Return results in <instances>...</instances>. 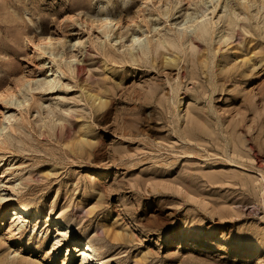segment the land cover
<instances>
[{
	"label": "rangeland",
	"instance_id": "rangeland-1",
	"mask_svg": "<svg viewBox=\"0 0 264 264\" xmlns=\"http://www.w3.org/2000/svg\"><path fill=\"white\" fill-rule=\"evenodd\" d=\"M202 5L0 0V264H264V0Z\"/></svg>",
	"mask_w": 264,
	"mask_h": 264
},
{
	"label": "bare ground",
	"instance_id": "bare-ground-1",
	"mask_svg": "<svg viewBox=\"0 0 264 264\" xmlns=\"http://www.w3.org/2000/svg\"><path fill=\"white\" fill-rule=\"evenodd\" d=\"M202 1H203V5L201 7L202 10L200 11V15H197V14L187 15L183 21H181L177 24L178 27H180L184 30V33H186V29L188 28V26H187L188 23L198 22L199 25L197 26V28L198 27L199 28H198L197 36L202 35L204 33V29H205L206 24L210 23L209 21H211V20H208L209 19L208 17L212 14L214 15V12L216 11L217 7L220 6V3H221V0H202ZM184 14H186V13H184ZM212 21L214 22V19H212ZM100 24H101L102 28L104 27V29H103L104 30V36L109 38L111 36V32L113 30L112 25H114V26L120 25V20L118 18L111 17V16L107 15V16H104L101 18ZM191 27H193V25ZM141 32L142 33L139 32L140 33L139 34L137 31H134L129 37H125L124 34H120V37L118 40H121L122 38H127L126 42L128 43V46L131 49L137 48L139 42L144 41L147 38L146 33L143 31H141ZM157 32H159V31L157 30ZM48 43H51V42H48ZM40 49L44 53L51 55L50 57H52L51 58L52 62L55 60L56 57H57V59L60 57L59 58L60 60H58V61H60V63L64 62L66 64L65 66L67 69L78 70L80 68L77 63H76L77 65L74 64L77 61L76 58L73 57L67 61V59L64 58L63 54H59L58 55L59 57H58L57 54H55V52L51 48V46L49 47V45L48 46L44 45V47H42ZM56 66H57L56 68H50L49 69V75L44 78L45 79L44 82L40 83L38 85V87L36 86V88H28L27 89L28 93H34V91L37 92V90L43 92V91H48V90H52V89L56 88V85L58 83L57 79L60 80L59 79L60 74H64V71L60 68L58 63ZM37 82L39 83V81H37ZM14 101H16V100H14ZM22 104H23V102H18V103L11 102L10 106H12L14 108H18ZM2 117H3V127H1V132H2L1 135H3V130L6 129L10 125V123H12L11 121L13 120L14 113L13 112L11 114L6 113ZM8 129H9V127H8ZM1 198H2V200H5V199H3V197H1ZM0 201H1V199H0ZM10 212H11V214H10L11 217L17 216L18 219L19 218H32V221L35 222L39 218V213H31L28 209H26L20 205H10ZM12 222H14V221H12ZM55 224H56V228H58V229L61 225H63L62 222H56ZM74 246H75L76 250L78 251L79 255L82 257L81 261L84 262V263H80V264H104L96 258L95 254L92 250V247L88 243L82 242V241H74Z\"/></svg>",
	"mask_w": 264,
	"mask_h": 264
}]
</instances>
